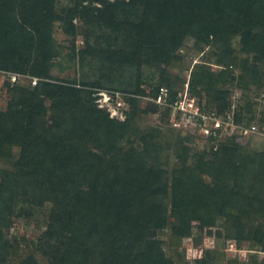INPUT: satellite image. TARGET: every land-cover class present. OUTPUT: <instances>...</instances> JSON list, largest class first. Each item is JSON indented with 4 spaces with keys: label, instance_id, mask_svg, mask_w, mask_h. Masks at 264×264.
I'll return each instance as SVG.
<instances>
[{
    "label": "trees",
    "instance_id": "1",
    "mask_svg": "<svg viewBox=\"0 0 264 264\" xmlns=\"http://www.w3.org/2000/svg\"><path fill=\"white\" fill-rule=\"evenodd\" d=\"M59 3L0 0V69L51 78L61 49L55 22L75 36L76 18L93 27L92 36L99 31L81 56L100 66L93 81L9 84L10 99L0 109V156L12 157L17 148L19 157L15 170L0 167V264H42L33 252L14 259L9 241L15 217L37 214L46 230L33 244L48 264H178L161 233L189 235L194 221L231 223L234 236L262 240L264 148L226 142L195 152L188 138H163L157 127L140 132L138 147L127 129L145 112L140 100L129 97L120 120L98 106L94 93L145 94L142 84L159 74L152 93L170 86L171 102L179 90L162 64L181 60L186 37H208L225 68L216 73L202 63L193 79L208 94L205 107L223 114L231 108L224 87L235 78L236 51L254 54L243 59L242 80L264 83V0H72L63 9ZM249 110L240 103L236 119L250 122L255 116H243ZM172 153L180 160L174 172Z\"/></svg>",
    "mask_w": 264,
    "mask_h": 264
},
{
    "label": "rangeland",
    "instance_id": "2",
    "mask_svg": "<svg viewBox=\"0 0 264 264\" xmlns=\"http://www.w3.org/2000/svg\"><path fill=\"white\" fill-rule=\"evenodd\" d=\"M71 2L72 0H60L58 8L63 9ZM73 23L76 25L75 36L65 32L63 23L55 22L53 34L61 49L60 53L52 60L51 78H41L28 73H16L0 69V109H5L10 99L9 84H31L34 86L36 85L33 83L34 79L55 82L76 80L79 83L82 79L93 81L98 78L100 66L94 62L92 63L90 57L82 59L81 52L87 48V41L91 44L96 43L99 31L92 36L90 34L91 30H93L91 25L80 18L74 19ZM233 44L239 48L238 36L233 38ZM216 45L217 43L211 38L201 39L190 35L185 38L178 51L181 60L175 63L162 64L160 69L162 73L171 77V85L174 90H182L186 83H189L190 97H195L202 106L208 104L209 97L207 92L201 88V85L193 79V73L201 71L199 65L202 63H206L216 73L225 68V66L218 64L219 54ZM73 48H75L76 56L73 54ZM253 55L241 51L235 52L237 64L232 66L235 78L224 87L225 90H229L228 99L230 101L241 99V103L250 104V110L243 112V116L246 119L256 116L260 111L264 112V83L260 86L244 82L241 78L243 74V59L249 58L252 61ZM72 56L75 58H72ZM159 76V74L156 75L151 79L150 83L144 82L142 84L141 87L146 89L145 94H129L118 90L95 88L94 96L96 97V102L99 107L110 112L111 117L124 120L126 118L125 111L130 109L128 98L135 96L140 100V106L142 110L145 109V112H141L136 121L127 129V134L138 147L141 146V142L138 139L140 132L148 127H157L163 130V138L175 140L177 136L181 135L189 139L186 144L192 147L193 151L206 150L210 152L209 145L211 143L208 142L207 138L197 133L193 124L184 118H180L178 120L181 125L179 127L174 126L171 122V113L169 115L167 105L155 101V96L152 93L153 83L159 81ZM164 87L171 88L167 85ZM227 143L242 147L244 150H261L264 148V143L259 140L240 141L233 138L227 140ZM18 157L19 149L13 148L12 157L5 158L0 156V167L12 171L15 170L14 163ZM179 161L172 153L170 163L172 172L175 171L174 165ZM189 161L192 164L193 158L190 157ZM39 215L37 214L33 218L15 217L13 219V225L9 230V241L12 245L14 244L12 247L14 259L19 260L28 253L33 252L42 264H48L47 260L36 250L33 244L46 230L45 223ZM193 225L192 233L186 236H174L170 229L161 233V237L165 240L167 253L178 264H200L204 257H211L212 255H215L216 258L213 264H231V262H238V264H264V236L262 240L256 243L251 239H242L234 236L231 223L224 224L219 222L200 227L199 221H194Z\"/></svg>",
    "mask_w": 264,
    "mask_h": 264
},
{
    "label": "built area",
    "instance_id": "3",
    "mask_svg": "<svg viewBox=\"0 0 264 264\" xmlns=\"http://www.w3.org/2000/svg\"><path fill=\"white\" fill-rule=\"evenodd\" d=\"M37 81L38 79H34L33 83L36 84ZM168 98L169 88L163 86L155 101L166 104L170 109L172 124L179 127L181 123L178 119H186L195 126L198 134L208 139L211 143L209 148L218 149L222 143L233 138L240 141L259 140L264 143V112L260 111L251 122L238 121L236 111L241 99L233 101L229 110L219 114L202 106L195 97H190L189 83L178 91L173 101L170 102Z\"/></svg>",
    "mask_w": 264,
    "mask_h": 264
}]
</instances>
